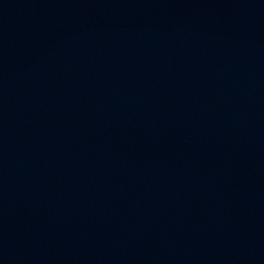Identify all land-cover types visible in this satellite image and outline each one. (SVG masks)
<instances>
[{
    "label": "water",
    "instance_id": "95a60500",
    "mask_svg": "<svg viewBox=\"0 0 264 264\" xmlns=\"http://www.w3.org/2000/svg\"><path fill=\"white\" fill-rule=\"evenodd\" d=\"M135 264H264V0H228Z\"/></svg>",
    "mask_w": 264,
    "mask_h": 264
}]
</instances>
